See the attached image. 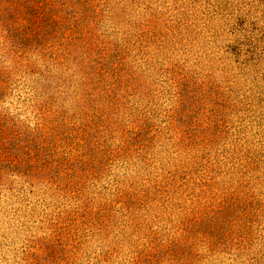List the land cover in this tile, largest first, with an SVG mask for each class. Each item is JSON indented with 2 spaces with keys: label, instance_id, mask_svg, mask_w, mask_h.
Returning <instances> with one entry per match:
<instances>
[{
  "label": "rangeland",
  "instance_id": "1",
  "mask_svg": "<svg viewBox=\"0 0 264 264\" xmlns=\"http://www.w3.org/2000/svg\"><path fill=\"white\" fill-rule=\"evenodd\" d=\"M0 264H264V0H0Z\"/></svg>",
  "mask_w": 264,
  "mask_h": 264
}]
</instances>
